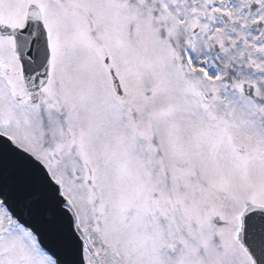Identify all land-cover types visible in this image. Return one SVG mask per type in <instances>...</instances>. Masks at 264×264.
Listing matches in <instances>:
<instances>
[{"label": "snow or ice", "instance_id": "1", "mask_svg": "<svg viewBox=\"0 0 264 264\" xmlns=\"http://www.w3.org/2000/svg\"><path fill=\"white\" fill-rule=\"evenodd\" d=\"M0 264H264V0H0Z\"/></svg>", "mask_w": 264, "mask_h": 264}]
</instances>
